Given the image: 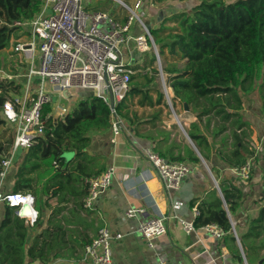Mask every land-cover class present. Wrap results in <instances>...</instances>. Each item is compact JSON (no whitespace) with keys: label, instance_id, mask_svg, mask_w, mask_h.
<instances>
[{"label":"trees","instance_id":"obj_1","mask_svg":"<svg viewBox=\"0 0 264 264\" xmlns=\"http://www.w3.org/2000/svg\"><path fill=\"white\" fill-rule=\"evenodd\" d=\"M42 2L0 0V72L12 75L19 70L14 59L16 51L9 47L20 29L9 24L32 18L40 11ZM150 33L173 91L172 106L175 108L178 103L183 108L185 102L196 117L186 133L200 156L208 161L214 148L227 166L242 167L254 155L249 138L252 127L243 117L242 96H248L257 87L264 113V0H199L187 10L163 15ZM154 59L152 52H146L140 61L130 65L133 69L149 67V71L130 75L129 89L115 104V112L132 128L133 136L155 140L159 155L172 161L199 163V156L186 144L183 155L174 156L170 146L163 147L169 131L162 125L170 111L162 91L153 83L157 73ZM20 87L15 79L0 74V107ZM51 111L50 105L44 107L43 133L21 150L12 179L9 175L2 179L7 185L11 181L8 190L0 185L2 193L33 194L38 214L29 224L14 213V207L0 203V264H25L27 259L46 262L60 256L61 249L82 231L77 223H81L79 211L87 209L80 202L85 194L83 178L105 169L96 168L97 158L89 154L88 145L91 133L111 130L108 105L90 92L81 96L63 117L48 115ZM5 124L0 116V126ZM7 132V137L0 135V153L6 156L13 141L12 129ZM210 169L219 192L212 187L192 200L197 211L193 226L216 225L223 231L220 239L233 258L240 263L245 259L247 264H264V204L249 218L237 242L231 217L242 200L239 178H221L217 169ZM260 183L259 201L264 203V173ZM53 197L59 205L47 215L45 227L30 240L32 228H36L43 215L41 202L49 208L48 201ZM64 209L68 213L57 218L55 215Z\"/></svg>","mask_w":264,"mask_h":264},{"label":"built area","instance_id":"obj_2","mask_svg":"<svg viewBox=\"0 0 264 264\" xmlns=\"http://www.w3.org/2000/svg\"><path fill=\"white\" fill-rule=\"evenodd\" d=\"M93 0H86L91 3ZM127 12L121 23L104 11H85L82 0H43L40 11L30 19L16 20L9 26H16L28 40L17 41L13 46L16 52H23L28 62L24 72L10 75L0 72L3 78H21L25 88L23 96L12 95L0 107V116L8 128L12 129L13 141L9 155L0 154V183L6 171L11 167L13 153L27 149L35 139L43 133L44 120L42 112L46 105L64 99L73 102L77 90H90L100 97L109 107V91L113 96L114 107L129 89V78L135 71L142 74L148 68L133 69L121 46H127L128 40H133L141 54L152 52L154 66L164 99L169 110L174 113L170 97V85L162 71V60L158 47L154 43L150 29L144 18L143 6L145 0H114ZM138 10H141L138 12ZM98 24H106L109 31L101 32ZM37 52V62L33 53ZM75 90V91H73ZM70 102V103H71ZM72 108L71 104L56 108L48 115L63 117ZM111 132L114 138L123 130V121L111 110ZM180 125V123H178ZM181 126V125H180ZM113 141V140H112ZM142 155L155 170L166 190H176L183 179L192 172L184 161H172L150 147L141 149ZM55 165V162L53 161ZM237 178L248 176L250 162L240 167H232ZM114 166H108L99 173H92L83 178L85 194L80 202L84 208H91L101 193L110 185L114 175ZM217 192L219 187L216 186ZM0 202L14 207V213L32 224L37 218L35 198L31 193L0 192ZM27 210V212H25ZM145 207L128 206L124 214L133 218L144 215ZM167 214L148 216L140 219L137 231L147 240L149 247L153 241L167 232L165 220ZM184 232L188 233L194 226L190 221L179 219ZM213 237L220 238L223 231L214 224L202 226ZM237 240V235L233 231ZM121 233H113L106 225L98 226L95 235L83 246V258L90 264H114L111 242L120 239ZM156 264H168L163 257H158Z\"/></svg>","mask_w":264,"mask_h":264},{"label":"crops","instance_id":"obj_3","mask_svg":"<svg viewBox=\"0 0 264 264\" xmlns=\"http://www.w3.org/2000/svg\"><path fill=\"white\" fill-rule=\"evenodd\" d=\"M147 4L148 7L145 8ZM156 7L150 0L148 3L145 0L143 6L144 14H146L144 16L145 21L153 14L156 16ZM149 21H146L147 24ZM15 37L12 38L11 44L28 40L20 31L16 32ZM12 48L10 45L9 49ZM16 56L18 57L16 58ZM33 57L37 62V52L33 53ZM141 58L135 60L140 61ZM14 59L18 64H24L21 65L22 70L19 65H16L19 68L17 74L23 73L29 60L25 58L23 52H16ZM169 93L172 98L173 91L171 89ZM80 98V96H75L73 102L70 101L71 103L68 102V104L72 106ZM55 103L57 104L55 105V111H52L53 114H56V108L61 106L58 102ZM173 109L177 119L170 112L163 120L162 127L169 131L168 139L163 147L170 146L171 154L174 156L178 153L184 154L183 144L191 147L196 152L195 145L191 146V142L185 136L189 124L196 120L194 113L189 108L184 110L178 103ZM175 109L177 112H175ZM123 125L120 135L114 138H112L110 128L95 131L90 135L88 152L97 158L95 161L96 168H106L112 165L115 171L110 185L101 193L95 204L91 208L79 211L81 223H77V225L82 230L81 233L78 237L74 236V239L61 249L60 256L51 257L46 262L39 259H27L25 264H90L83 258V246L91 240L96 233V229L101 225H106L113 233H121L122 235L120 239L111 242L114 264H156L158 257H163L168 264H245L244 260L240 263L232 257L222 239L211 236L203 227H194L186 233L179 223V219L193 222L197 211L196 202L191 205L192 200L203 196L212 187L216 189L214 180L216 182L217 180L214 177L212 182L210 177L201 169V159L199 163L185 160L190 163L188 164L192 172L183 179L178 189L166 190L155 170L141 153V149L145 147H150L157 152L155 150L156 141L133 136L131 134L132 128L126 123H123ZM213 150L210 159L205 160L206 166L208 164L209 167L217 169L218 176L232 179L230 173L234 174V171ZM20 153V149L13 153L11 167L6 171L4 178L9 175V179H12V173L15 170L14 163L19 160ZM66 156L69 155L66 154ZM247 161L250 162L248 159ZM252 164H254L252 181L258 182L260 178L258 172H261L260 167H264V160L261 159L257 163L252 162ZM9 186H11V181ZM3 189L8 190L4 187ZM253 191H256V189ZM252 198L253 195L250 196L247 191L243 192L242 202L234 216L231 217L233 231L237 235V242H239V235L246 230L249 218L257 214L256 210L248 208ZM48 202L50 203L49 208L45 207L43 202L40 204L43 215L36 228H32L30 240L35 232L45 227L47 215L59 205L55 197L49 199ZM128 206L145 207L146 212L144 215L138 214L133 218H129L124 214ZM67 213V209H64L55 216L60 218ZM159 214H167L165 220L167 232L164 236L155 239L153 246L149 247L147 240L137 231V224L144 217ZM1 216L2 211L0 212V219ZM61 223H64L63 220H61Z\"/></svg>","mask_w":264,"mask_h":264},{"label":"rangeland","instance_id":"obj_4","mask_svg":"<svg viewBox=\"0 0 264 264\" xmlns=\"http://www.w3.org/2000/svg\"><path fill=\"white\" fill-rule=\"evenodd\" d=\"M132 1L133 0H126V2H128V3H132ZM146 1H147V3L149 2V0H146ZM150 1L153 2L152 0H150ZM198 2H199V0H164V1L159 2V3L153 2L154 5L157 6L155 8L156 16H155V14H153L152 16L146 18V21L150 20L148 22V24H150L151 27H153V26L157 25V23L162 19L163 15L164 16L169 15L173 12H177V11L184 10V9L187 10L192 5H194ZM81 3H82V8L85 11H88V12H90V11H104V12L110 14L113 19H115L121 23L124 21V18L127 15L126 10L124 8H122L114 0H93L91 3H87L86 0H82ZM147 7H148V4L146 5L145 8H147ZM140 11L141 10H138V12H140ZM145 15L146 14H144V16ZM98 29L101 32H106V31H109V26L106 24H98ZM15 44L16 43H12L11 47H13ZM120 48L125 53L126 61L129 60V63L132 66L134 64L135 59L142 57V54L140 52H138L133 40H128L127 46L122 45ZM17 57L18 56H16V58ZM162 63H163V61H162ZM21 65H24V64L19 63L20 69L22 70L23 68ZM156 70H157V68H156ZM15 79H17L16 82L21 84L19 92L16 93L18 96L21 97L25 93V88H24L22 82H20L21 78H15ZM153 82L156 85V87L161 89V86L159 83V77L157 75H154ZM258 83H259V81H257V84ZM73 91H75V90H73ZM75 92H77V96L81 97L84 95H88L90 93V90H87V89L77 90ZM242 102H243V109H242L243 117L246 120L250 121V124L252 127V132H251L249 138H250V141H251L253 149H254V155L251 157H248V160H250V170H249L248 176L246 178L239 179V182H240L239 185L242 187L243 192L247 191V193L250 196L253 195V198H252L251 202L249 203L248 208H250L252 210H256V212H257L259 207L264 204L263 202L259 201V197H260L259 189H261L260 179H261L262 174L264 173V167H260L261 172H258V176L260 177L259 181L258 182L252 181V179H253V165H254V164H252V162L257 163L258 160H261V159L264 160V113L261 111L262 97H261L260 93L258 92L257 87H255V89L248 96H242ZM58 103L60 105H63V106L68 105V102L64 99H60ZM53 104H51V109H52V111H55V105L57 103H53ZM173 111H174V109H173ZM7 131H8V128H7L6 124H5V126H0V135L2 134L5 137H7L8 136ZM182 136H183V134H182ZM190 144H191V146L194 145L193 142ZM0 154L6 155L3 153H0ZM200 166H201V169L205 172V174L208 177H210L211 181L213 182L214 175H213V172L210 170V167L208 166V164L206 166L205 163L200 162ZM230 174L229 175L232 179H235L237 177L235 175V173L234 174L230 173ZM0 185L1 186L3 185V187L5 189H8V187H9V185L5 184V180H2ZM254 189H256V191H253ZM0 191H1V187H0ZM0 212H1V207H0Z\"/></svg>","mask_w":264,"mask_h":264},{"label":"water","instance_id":"obj_5","mask_svg":"<svg viewBox=\"0 0 264 264\" xmlns=\"http://www.w3.org/2000/svg\"><path fill=\"white\" fill-rule=\"evenodd\" d=\"M146 26H147L148 29L151 28V25H150V24H147ZM109 109H110V110H113V109H114L113 96H112V94H111L110 91H109ZM183 109H184V110H188V106H187V104H186L185 102L183 103ZM173 115H174L175 119H177L175 113H173ZM185 136H186L187 139L192 143V141L190 140V138L187 136V133H185ZM193 146H194V145H193ZM196 153H197V155L199 156V158L201 159V161H202L203 163H205V160L200 156V154L198 153L197 150H196ZM213 180H214V179H213ZM214 183H215L214 185H215V187H216V186H217V182H216L215 180H214ZM244 261H245V259H244ZM245 264H247L246 261H245Z\"/></svg>","mask_w":264,"mask_h":264},{"label":"bare ground","instance_id":"obj_6","mask_svg":"<svg viewBox=\"0 0 264 264\" xmlns=\"http://www.w3.org/2000/svg\"><path fill=\"white\" fill-rule=\"evenodd\" d=\"M25 212H27V210H25Z\"/></svg>","mask_w":264,"mask_h":264}]
</instances>
